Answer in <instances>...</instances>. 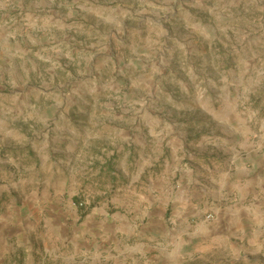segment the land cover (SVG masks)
Returning <instances> with one entry per match:
<instances>
[{"label": "rangeland", "instance_id": "1", "mask_svg": "<svg viewBox=\"0 0 264 264\" xmlns=\"http://www.w3.org/2000/svg\"><path fill=\"white\" fill-rule=\"evenodd\" d=\"M0 2V210L21 218L0 228V264H13L16 247L29 264L43 229L47 245L68 252L54 241L56 225L36 223L45 213L36 202L58 195L52 214L76 205L75 225L64 228L78 259L91 253L108 201L135 207L152 197L166 225L193 239L175 264H264V233L194 243L240 196V207L264 211L263 180L254 193L242 182L215 194L234 160L251 172L246 149L264 150V0ZM112 206L111 217L129 208Z\"/></svg>", "mask_w": 264, "mask_h": 264}, {"label": "crops", "instance_id": "2", "mask_svg": "<svg viewBox=\"0 0 264 264\" xmlns=\"http://www.w3.org/2000/svg\"><path fill=\"white\" fill-rule=\"evenodd\" d=\"M3 5L4 3L0 2V6ZM262 141L264 142V139H262ZM242 157L244 158L243 160H245V165H247V163H251V172L248 173L250 168L247 167H243L241 169V166L238 165V161L234 160L235 166L233 168L230 167L227 169L226 173L222 172L221 176H223V178L219 181V186L217 188L218 191L216 192L215 187L213 188L215 194L223 196L226 190H228L233 185L235 189L240 188V184H242V182L245 183L244 187L247 188L246 194L249 192L254 193L256 188L263 184L262 180L264 181V172L261 174V176L256 177L252 171H256L259 167H261L257 164V159L259 158L264 166V150L255 152V150L250 147L244 151ZM221 171H223V169ZM125 191L130 195H136V193H132L131 190ZM49 192V190H44L42 194L48 196ZM57 197L60 198L59 195ZM59 198H47L46 200L41 201V203L46 204H42L41 208L39 207L40 202H36L35 206L37 209H42L43 212L45 211V213H42L40 216H38L41 218L40 220H36V223L37 225L42 223L44 224L43 226L50 225L51 227H53L52 225H56L57 228H54V234L52 233V236L55 237L54 241L56 244L63 243L68 252H66L64 255H60V252H57L47 245L43 239V234L45 231V229H43L39 237H31L34 240L35 246H30V251L32 253L35 251L36 253L30 254L28 256V259H31L29 264H175L174 262L176 260H180L184 254H187L190 243L193 242V239L190 242L185 240L187 235L184 231L180 229L177 230L175 225L169 226L171 223H166V215L168 212L166 213V211H159L158 206L156 205L157 200H154L152 197H150L148 200L140 198L135 203V207L126 202H124L123 205L112 206L110 204H113L116 201H108V205L106 207L107 211L105 212L106 217L104 218V221L100 222V224H102L100 233L97 232L96 236L94 237L91 235L92 240L91 243H89L91 253L88 254L82 252L81 254L83 257L78 259V244L76 238L74 236L68 237V234L66 235L64 228L67 223L69 225H75L77 215L74 209L76 205L71 201L67 202V204L62 203L63 206L68 208L67 213H64L61 216L59 214H52L50 208L60 203V200H58ZM244 198V196L238 197V203L234 204L236 208H226L224 210V214H222V209H218V221L216 222L217 225L213 226L214 229H208L207 227H204L205 229H200V231H198L195 235L196 241L194 243H197V240H201V238H203L205 240L209 239L214 243H217V245H224L226 240L227 242L232 243V241H236L237 237H248L254 240L261 237L264 233V215L262 216L261 220L260 217H257V215L258 213H264V211L258 209L256 203H254V209H249V207H240L239 202ZM109 206H112L113 208H119V210H122L124 207L129 208H127L125 214H121V211H117L118 216L116 215L115 217H111L109 216ZM140 208H142V211H140V214L142 215L141 222L146 219L147 222L139 226L137 221H135V219H139V217L134 214V211L140 210ZM96 210L97 208H95V212ZM197 212L198 211L195 213ZM200 212L201 211H199V213ZM191 214L189 212H185L182 217L178 216L175 222L187 221V218H189ZM64 217H66L65 220ZM70 218H72V222H70ZM244 218H249L252 221L253 226L251 224V230L244 227V225L241 223ZM79 219L81 220V218ZM154 221L157 222L158 226L161 224L163 228L158 227L155 229L157 225H155ZM12 222L13 224L21 223V218L18 217V215L3 213V211L0 210V228H7L6 230H9V228L11 229ZM166 224L169 225L167 226ZM254 225L257 227L256 230ZM23 227L28 230V225ZM70 228L71 227L69 226L68 229ZM72 228L73 229L71 233L74 235L76 227ZM17 229L24 231V233H26L28 236L35 233L34 231L27 232V230L25 232V229L20 226ZM32 230H34V228H32ZM97 236H100V238ZM134 237H137L138 240H145V242L137 243L134 240ZM108 249H112L115 252L120 251V253L112 255ZM22 250L23 249L20 247H16L15 250H12L13 264L26 263L24 260L25 257L23 253H21ZM5 253H7V251ZM0 255L6 256V254L3 253H0ZM1 264H6V260L3 259Z\"/></svg>", "mask_w": 264, "mask_h": 264}, {"label": "built area", "instance_id": "3", "mask_svg": "<svg viewBox=\"0 0 264 264\" xmlns=\"http://www.w3.org/2000/svg\"><path fill=\"white\" fill-rule=\"evenodd\" d=\"M79 206H80V207H82V206H83V204H81V203H80V204H79ZM208 218H210V216H209Z\"/></svg>", "mask_w": 264, "mask_h": 264}]
</instances>
